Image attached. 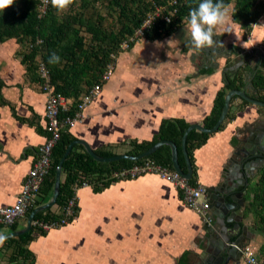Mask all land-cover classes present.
I'll return each instance as SVG.
<instances>
[{
  "label": "crops",
  "instance_id": "1",
  "mask_svg": "<svg viewBox=\"0 0 264 264\" xmlns=\"http://www.w3.org/2000/svg\"><path fill=\"white\" fill-rule=\"evenodd\" d=\"M234 7V2L227 7L226 23L216 26L217 38L223 43L196 48L184 25L163 39L144 37L121 50L113 77L86 108L84 120L69 133L75 140L87 142L97 154L123 155L132 149V143L157 139L165 121L210 129L205 121L218 92L229 84L235 88L227 89V94L240 90L259 100L264 89L255 82L257 75L264 76L259 51L264 46V14L257 23L242 28L233 21ZM19 49L16 39L0 42V206L16 201L39 147L49 136L42 80L21 62ZM228 115L219 130L205 133L206 143L192 151L196 180L208 190L213 188V197L234 187V178L240 180L237 192L247 191L264 168H253L255 176L248 179V185L242 180V152L256 144L247 130L258 122L264 125V108L234 96ZM182 138L179 145L174 142L179 165L186 164ZM76 146L86 151L84 146ZM53 189L46 197L41 193L38 207L52 199ZM76 194L77 215L69 225L44 236L34 233L35 239L27 246L35 255V264H207L203 260L209 247L237 239L230 230L234 222L226 224L229 229L218 226L216 234L208 235L204 220L183 204L180 191L154 174L117 180L100 191L93 185L81 186ZM246 194L241 225L247 226L252 236L249 245L257 251L264 238L244 218ZM51 210L56 212L57 205ZM216 212L211 209L214 218ZM29 214L16 222L15 231L26 227ZM232 215L234 210H227L226 217L233 220ZM0 231L14 232L4 225ZM0 264H8L3 252ZM240 264H245L243 258Z\"/></svg>",
  "mask_w": 264,
  "mask_h": 264
},
{
  "label": "trees",
  "instance_id": "2",
  "mask_svg": "<svg viewBox=\"0 0 264 264\" xmlns=\"http://www.w3.org/2000/svg\"><path fill=\"white\" fill-rule=\"evenodd\" d=\"M91 1L81 0L80 7L83 10L88 9L92 5ZM174 1L176 4L172 6L171 3ZM233 2L235 3L233 21L240 24L242 28L257 23L264 14V0H223V6L227 8ZM198 3L199 0H108L109 7L118 13L117 25L120 28L103 30L101 27L104 18H100L99 23L95 25L91 21H83L84 13L78 12L76 17H69L63 14V11L53 4L52 0L46 16L42 18L38 16V0H3V3H0V42L16 39L24 49L19 54L21 62L26 65L33 76H38V80L40 72L37 59L40 56L50 70L55 92L78 101L82 95L100 83L107 65L114 60L113 56L117 57L121 51V44L141 27L147 14L155 6L166 7V14L176 10V14L171 15V23L159 20L157 25L148 30L144 37L149 41L168 37L177 28L187 25L189 11L198 6ZM75 22L78 23V27H86L92 34L87 48L84 47V38L80 36L81 31L73 25ZM133 45L134 43H131L130 48ZM53 53L60 56L61 59L58 62H50ZM255 84L264 89L262 74L257 75ZM230 88L233 89L235 86L229 84L228 87L218 92L212 113L205 121L207 128L212 129L218 122L224 107L226 90ZM259 100L264 102V95ZM188 126L179 120L165 121L161 125V135L157 139L147 143H132V149L128 154L139 156L162 140H172L179 145ZM207 139L208 134L205 133L198 134L193 131L189 134L187 149L192 162H194L193 149L200 148ZM74 140L69 131L65 132L54 148L53 165L41 192L43 196L46 197L54 188L58 164L69 144ZM77 148V146L74 147L63 164L60 195L57 199L59 210L74 196L76 185L80 186L82 182L88 181L95 191H100L117 181L112 178L114 172L132 167L147 159L144 158L137 162L121 160L100 163L86 151L81 152ZM98 155L109 158L115 156V153L99 152ZM148 159L173 169L169 146H163ZM180 165L186 172V164L181 163ZM190 182L191 184L197 182L195 174ZM246 192L244 218L251 219L250 226L253 232L264 238V168L261 169L258 179L250 182ZM61 217L62 215L49 209L38 213L35 219L58 220ZM12 229L16 230V223ZM35 232L33 228L25 235L4 241L0 246V252L4 253V261L8 264H35V255L27 246L35 239ZM257 254L259 259L264 261V243L257 250Z\"/></svg>",
  "mask_w": 264,
  "mask_h": 264
},
{
  "label": "built area",
  "instance_id": "3",
  "mask_svg": "<svg viewBox=\"0 0 264 264\" xmlns=\"http://www.w3.org/2000/svg\"><path fill=\"white\" fill-rule=\"evenodd\" d=\"M38 2V16L39 18L45 17L50 8L51 0H38ZM174 4H176V1L171 3L172 6ZM165 10L166 7L155 6L147 14L141 27L136 29L134 34L121 44V50L129 49L131 43L138 42L144 38L145 33L157 25L159 20L171 23V15L176 14V10H172L169 14H166ZM259 51L264 60L263 45L259 46ZM113 58L114 60L107 65L104 74L101 76L100 83H97L88 93H85L76 101L74 98L62 96L55 92V87L51 82L50 70L38 56L37 60H39V72L42 80L41 89L46 95L45 116L49 136L39 147L37 158L23 183L16 201L10 206H0V225L12 227L18 220L27 217L32 209L38 207L39 202H41L40 198L44 183L53 165L54 148L61 140L63 133L70 131L84 120L86 108L99 97L103 85L113 77L117 57L113 56ZM147 174H154L174 185L181 193L183 204L199 215L205 224L211 225L214 222L208 188L199 182L191 184L189 180L176 170L151 159L147 158L132 167L114 172L112 178L115 180H132ZM81 186H91V184L88 181H84L80 186L76 185L74 196L60 210L56 211V213L62 215L61 219H34L32 229L34 228L38 233H48L51 230L69 225L77 215L78 198L76 191ZM242 256L245 264H264V261L259 259L257 251L250 245L245 247Z\"/></svg>",
  "mask_w": 264,
  "mask_h": 264
},
{
  "label": "water",
  "instance_id": "4",
  "mask_svg": "<svg viewBox=\"0 0 264 264\" xmlns=\"http://www.w3.org/2000/svg\"><path fill=\"white\" fill-rule=\"evenodd\" d=\"M234 96H240L245 101L255 106L264 108V102L259 101L257 99H252L240 90L229 91V93L227 94L225 98L224 107L222 109L219 120L212 129H206L205 127L199 124H193L184 133V136L182 138V147H183V152L185 154L187 172H185L179 165L178 148H177V145L171 140L161 141L139 156L123 154V155H116V156L109 157V158L99 156L87 144V142L83 140H74L73 142L69 144L68 148L65 151L64 156L61 158L58 164V167L56 169L52 199L48 203L35 208L28 216L26 227L22 230H17L7 235L6 240L17 238L19 236L29 233L32 230V222L35 219L36 215L42 211L51 209L57 205V199L60 195L63 164L66 161L67 157L71 154L72 150L74 149L76 145L84 146L86 149V152L92 158H94L96 161L100 163H111V162H117L121 160H130V161L137 162L144 158H148L152 156L162 146L167 145V146H170L171 151H172V163H173L174 169L178 173H180L182 176H184L187 180L191 181L193 178V174H194V168H193V164L191 162V159L188 155L187 148H186V143H187V138H188L189 133L195 129L200 130L204 133H209V134H212L218 131L221 125L223 124V122L225 121V119L227 118V115L229 113L230 106H231V101ZM248 133L250 134V137L252 140L253 138H256V141H254L256 144L251 149L250 148L245 149L242 152L243 155L241 158L242 159L241 163H243V167H244V173H242V180L244 181L247 180L246 185L249 184L248 179H251L255 176L253 168H255L256 166H261V167L264 166V125L262 126L261 123L258 122L254 126H252V130H247V134ZM255 154H259L260 156L257 157L256 159H253L252 161L245 162L250 157L254 158ZM245 174L247 175V178L245 177L246 176ZM232 181H233L234 187H232L229 191L224 192L223 196L216 195L215 197H213L212 194L214 193L215 190L213 188L208 190L209 196L211 192V196H210L211 209L215 208L218 212L215 213L214 222L211 225L206 224V231L208 235L212 233L216 234L215 229H217L218 226H221V228H224V229H229V227L226 226V224L228 222H234L235 224L232 226V228H230V230L233 233H236L235 235L237 236V239L235 241L228 240L227 243H220L219 245L215 244V246L209 247L208 252H205L206 255L208 254L207 259L205 258L203 260L204 263H207V264H231V263L240 264L243 251L245 247L249 245V242L251 241L252 236L247 226L241 225V222L243 221V215L240 209L244 206L245 199L243 198V195L246 193V191L237 192L240 186L239 184L240 180H238L237 178H234L232 179ZM228 194H230L229 196H230L231 202L229 201V197H227ZM219 208L224 209V210L221 211ZM231 209H233L235 212V215H232L233 220L230 219L229 217L228 218L226 217L227 210H231ZM236 216L238 217L236 218Z\"/></svg>",
  "mask_w": 264,
  "mask_h": 264
},
{
  "label": "clouds",
  "instance_id": "5",
  "mask_svg": "<svg viewBox=\"0 0 264 264\" xmlns=\"http://www.w3.org/2000/svg\"><path fill=\"white\" fill-rule=\"evenodd\" d=\"M59 9H64L70 0H52ZM3 3V0H0ZM228 18V9L223 6V0H199L198 6L189 11L186 28L190 36V42L196 48L212 46L223 43L217 38L216 26L225 24ZM228 32H232L229 30ZM60 56L53 53L50 62H58ZM7 239V234L0 231V243Z\"/></svg>",
  "mask_w": 264,
  "mask_h": 264
},
{
  "label": "rangeland",
  "instance_id": "6",
  "mask_svg": "<svg viewBox=\"0 0 264 264\" xmlns=\"http://www.w3.org/2000/svg\"><path fill=\"white\" fill-rule=\"evenodd\" d=\"M92 5L86 9L83 10L80 7L81 0H70L69 4L62 9L63 14L69 16V17H76L77 13H84L83 15V21H91L92 24H98L100 18H104L103 26L101 27L104 29H114L117 30L120 28L119 25H117V16L118 13L114 10H112L108 5V0H92ZM75 27L79 28L80 36L84 38V47L87 48L88 44L91 42L92 34L90 31L87 30L86 27H78V23L73 24ZM28 51V49H26ZM24 49L22 46H20L19 54L23 52ZM251 219L247 222L250 223ZM257 234V233H256Z\"/></svg>",
  "mask_w": 264,
  "mask_h": 264
},
{
  "label": "flooded vegetation",
  "instance_id": "7",
  "mask_svg": "<svg viewBox=\"0 0 264 264\" xmlns=\"http://www.w3.org/2000/svg\"><path fill=\"white\" fill-rule=\"evenodd\" d=\"M243 258V256L241 257V259ZM240 262H241V260H240Z\"/></svg>",
  "mask_w": 264,
  "mask_h": 264
}]
</instances>
